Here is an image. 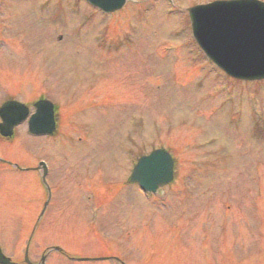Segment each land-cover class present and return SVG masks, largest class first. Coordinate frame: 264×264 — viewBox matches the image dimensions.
Instances as JSON below:
<instances>
[{"label":"rangeland","instance_id":"obj_1","mask_svg":"<svg viewBox=\"0 0 264 264\" xmlns=\"http://www.w3.org/2000/svg\"><path fill=\"white\" fill-rule=\"evenodd\" d=\"M205 1L130 0L107 15L84 0H3L0 104L42 94L59 107L56 136L23 123L0 138L1 156H45L53 167L59 211L32 238L34 261L56 243L125 264H264V82L210 72L190 48L186 8ZM130 17L136 44L110 46ZM159 146L173 149L177 180L150 199L128 178L136 157ZM31 174L0 175V244L16 264H26L37 216Z\"/></svg>","mask_w":264,"mask_h":264},{"label":"water","instance_id":"obj_2","mask_svg":"<svg viewBox=\"0 0 264 264\" xmlns=\"http://www.w3.org/2000/svg\"><path fill=\"white\" fill-rule=\"evenodd\" d=\"M106 11L121 8L126 0H89ZM195 37L205 51L230 75L242 79L264 78V2L257 0L215 1L190 9ZM30 119L33 134L54 131L53 104L36 103ZM4 135H11L15 124L28 115V107L14 101L0 108ZM173 179V159L164 149H157L139 160L131 181L150 191ZM0 264H12L0 248Z\"/></svg>","mask_w":264,"mask_h":264},{"label":"flooded vegetation","instance_id":"obj_3","mask_svg":"<svg viewBox=\"0 0 264 264\" xmlns=\"http://www.w3.org/2000/svg\"><path fill=\"white\" fill-rule=\"evenodd\" d=\"M1 139L5 140L4 137H2ZM0 158H1L0 159V175H1V173L5 174V159L1 155H0ZM19 170H21V167H19ZM37 170H40V168H37ZM13 172H16V171H13ZM17 173H20V172H17ZM51 173H49V171H47V174H51ZM0 182H1V180H0ZM0 208H1V206H0Z\"/></svg>","mask_w":264,"mask_h":264}]
</instances>
